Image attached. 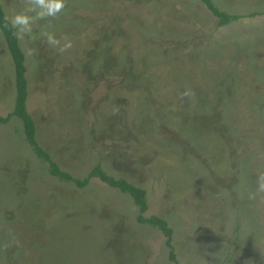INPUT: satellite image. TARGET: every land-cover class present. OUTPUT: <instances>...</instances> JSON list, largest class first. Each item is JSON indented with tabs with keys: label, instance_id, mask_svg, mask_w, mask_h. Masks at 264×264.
Here are the masks:
<instances>
[{
	"label": "rangeland",
	"instance_id": "rangeland-1",
	"mask_svg": "<svg viewBox=\"0 0 264 264\" xmlns=\"http://www.w3.org/2000/svg\"><path fill=\"white\" fill-rule=\"evenodd\" d=\"M212 1L241 16L217 26L200 0H66L51 30L73 47L37 40L23 54L26 106L60 169L83 176L99 161L144 189L180 264H264V200L246 198L264 171V0ZM14 99L0 32L1 116ZM135 214L97 178L49 176L21 121L0 123V264H172Z\"/></svg>",
	"mask_w": 264,
	"mask_h": 264
},
{
	"label": "trees",
	"instance_id": "trees-1",
	"mask_svg": "<svg viewBox=\"0 0 264 264\" xmlns=\"http://www.w3.org/2000/svg\"><path fill=\"white\" fill-rule=\"evenodd\" d=\"M210 14L216 19V25L222 26L232 19L241 16L237 13H228L219 10L212 0H200ZM255 12H249L247 15H254ZM4 12L0 6V32L5 42L10 61L13 68V80L15 86V99L13 109L4 117L0 115V123L4 124L10 121L12 117H17L21 123L24 138L28 143L34 156L46 165V172L56 180L70 183L76 187H84L92 178H97L109 187H113L118 192L126 194L136 208L135 221L140 224H147L157 228L165 236V244L168 247V259L172 264H180L177 261L174 248L171 244V229L161 217L155 215L145 216L147 209L145 191L122 177H114L107 173L99 161L92 164L83 176H74L69 172L60 169L58 164L50 157L49 153L40 147L36 139V123L32 115L28 112L26 100L28 97L27 81L25 78V66L23 65L24 56L21 52L17 40L10 34L8 29L3 27L2 17ZM187 264V263H185Z\"/></svg>",
	"mask_w": 264,
	"mask_h": 264
},
{
	"label": "clouds",
	"instance_id": "clouds-1",
	"mask_svg": "<svg viewBox=\"0 0 264 264\" xmlns=\"http://www.w3.org/2000/svg\"><path fill=\"white\" fill-rule=\"evenodd\" d=\"M65 8L66 0H20L17 9L3 15V27L23 45L21 51L26 57L38 55V49L33 46L37 40L64 54L73 47L72 41L67 36L57 37L51 29L52 21L58 19ZM194 96L190 88L180 93L181 99ZM254 185V189L247 192L246 198L249 201L264 200V171L256 173Z\"/></svg>",
	"mask_w": 264,
	"mask_h": 264
},
{
	"label": "crops",
	"instance_id": "crops-1",
	"mask_svg": "<svg viewBox=\"0 0 264 264\" xmlns=\"http://www.w3.org/2000/svg\"><path fill=\"white\" fill-rule=\"evenodd\" d=\"M213 2V1H212Z\"/></svg>",
	"mask_w": 264,
	"mask_h": 264
}]
</instances>
